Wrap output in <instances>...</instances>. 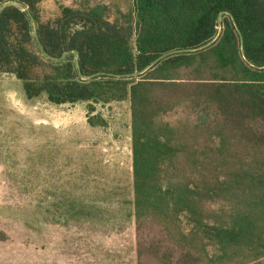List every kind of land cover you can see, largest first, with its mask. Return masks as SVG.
<instances>
[{
	"label": "trees",
	"instance_id": "trees-1",
	"mask_svg": "<svg viewBox=\"0 0 264 264\" xmlns=\"http://www.w3.org/2000/svg\"><path fill=\"white\" fill-rule=\"evenodd\" d=\"M5 1L0 74L19 80L26 100L85 102L88 125L100 128L97 106L127 104L126 196L85 200L65 188L52 204L62 222L104 219L100 204L117 199L137 231L151 223L170 237L180 263L264 264V0H126L113 14L85 1L47 19L45 0ZM73 50L92 77H80ZM77 172L87 189L88 171Z\"/></svg>",
	"mask_w": 264,
	"mask_h": 264
},
{
	"label": "rangeland",
	"instance_id": "rangeland-1",
	"mask_svg": "<svg viewBox=\"0 0 264 264\" xmlns=\"http://www.w3.org/2000/svg\"><path fill=\"white\" fill-rule=\"evenodd\" d=\"M85 1L105 4L112 14L113 4L126 7V0H45L42 17L56 15L59 4L79 7ZM126 109V103L97 106L108 126L90 127L85 102L26 100L19 80L0 74V230L6 234L0 240V264H165L167 254L173 263L183 264L158 225L147 223L137 231L117 204L130 182ZM181 115L179 111L168 119ZM84 167L87 189L80 187L85 180L75 173ZM65 188L85 200L103 191L117 199L100 204L104 219L73 216L64 223L67 215L52 204L62 199Z\"/></svg>",
	"mask_w": 264,
	"mask_h": 264
},
{
	"label": "water",
	"instance_id": "water-1",
	"mask_svg": "<svg viewBox=\"0 0 264 264\" xmlns=\"http://www.w3.org/2000/svg\"><path fill=\"white\" fill-rule=\"evenodd\" d=\"M13 2L16 3V4L23 5V4H21L20 2H17V1H13ZM7 3H8V1L2 2V3L0 4V7L3 6V5H5V4H7ZM26 9H27V8H26ZM27 10H28V9H27ZM223 13L230 15L229 12H222V13H220L219 16H218V21H219V23L222 21V15H223ZM29 15H30V18H31V20H32V22H33L34 28H35V38H36V40H37V43H38L40 49H41L42 51H44V48H43V46H42V44H41V42H40V40H39V38H38V33H37V31H36V23H35V19H34V17L32 16V14H31L30 12H29ZM234 23H235V22H234ZM235 25H236V23H235ZM212 41H213V40H212ZM212 41H210V42H208L207 44L201 46L200 48H204V47H206V46L209 45ZM241 46H242V48H243V44H241ZM72 52H73V54H74L76 67H77V70H78V72H79L80 77L83 78V79H87V78H89V77H92V75H91V76H85V75H83V74L81 73V71H80V63H79V53H78L77 50H73ZM171 53H172V52H169V53H166V54L161 55V56L158 57L156 60H154V61H153L148 67H146L144 70H142V71H140V72H135V73L129 74L128 76H135V75H139V74L143 73V72L146 71L149 67H151L153 64H155V63L158 62L160 59H162L163 57H165V56H167V55H169V54H171ZM66 54H67V53H65L64 55H66ZM64 55H63L61 58H63ZM243 55H244V54H243ZM49 57H51V56H49ZM61 58H54V59H61Z\"/></svg>",
	"mask_w": 264,
	"mask_h": 264
}]
</instances>
